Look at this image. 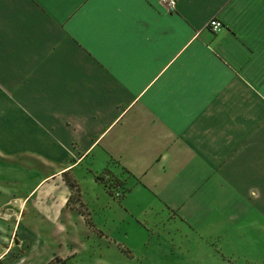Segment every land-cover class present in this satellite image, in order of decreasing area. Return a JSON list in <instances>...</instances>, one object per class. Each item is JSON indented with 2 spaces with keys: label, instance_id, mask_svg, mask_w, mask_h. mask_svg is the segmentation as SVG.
Returning <instances> with one entry per match:
<instances>
[{
  "label": "crops",
  "instance_id": "0c3cea01",
  "mask_svg": "<svg viewBox=\"0 0 264 264\" xmlns=\"http://www.w3.org/2000/svg\"><path fill=\"white\" fill-rule=\"evenodd\" d=\"M14 155L46 172L5 193L3 217L30 202L58 236L70 176L90 230L104 234L86 195L176 263L242 262L238 243L264 238V0H0V156ZM106 169L120 201L95 179ZM25 233L35 264L49 240Z\"/></svg>",
  "mask_w": 264,
  "mask_h": 264
},
{
  "label": "rangeland",
  "instance_id": "374dc122",
  "mask_svg": "<svg viewBox=\"0 0 264 264\" xmlns=\"http://www.w3.org/2000/svg\"><path fill=\"white\" fill-rule=\"evenodd\" d=\"M7 159L9 158L0 156V202L5 193L25 192V186L32 184L36 178L46 172L36 162L20 155L12 156L10 162H7ZM66 177L73 180L70 176ZM84 186L86 192L88 191L91 195L94 193L88 184ZM126 188L129 189L124 186L123 189L113 190L112 196L120 201L127 192ZM85 198L91 202L88 208L94 224L105 235L95 226L92 231L84 225V221L79 216L80 213H88L87 206L75 191L69 198L68 207L71 210L67 211L74 218L63 217L60 220L59 227L57 225L56 228L61 233L56 237L54 235L56 232H51V224L43 221L38 212L30 214L36 208L34 204L26 202L21 221H18L16 217L8 219L0 214V264H27L24 256L30 251L31 237L25 232L29 230H37L51 244L46 246V250L40 254L39 259L35 260V264H179L175 261L182 258L179 252L170 253L165 250L161 252L160 249L165 248V245L159 247L158 244L146 248L140 242L146 238L145 235H140L135 228L132 229L127 225L120 227L118 223L124 218L123 212L120 213L117 208L115 211L102 210V205L97 206L103 202L102 197L93 199V202L88 199L89 195ZM6 202L0 203V211ZM45 205L49 204L45 203ZM24 216L27 217L24 218ZM124 228L127 229L128 235H124ZM223 231L226 232L225 234H230L229 227L223 228ZM38 244L37 242V248L40 247ZM237 246L240 251L234 248L229 235L222 236V252L228 253L232 251V248L235 249L242 256L240 258L242 262L238 264H246L245 255L253 258L254 262L251 264H257L259 261H263L264 264V238L262 236L253 235V239L247 246L239 243ZM48 250L49 252L55 250L57 257L44 263L49 256V253H46Z\"/></svg>",
  "mask_w": 264,
  "mask_h": 264
},
{
  "label": "trees",
  "instance_id": "16d2710c",
  "mask_svg": "<svg viewBox=\"0 0 264 264\" xmlns=\"http://www.w3.org/2000/svg\"><path fill=\"white\" fill-rule=\"evenodd\" d=\"M95 179H96L97 182H99L100 184H102L107 189V191H108V193L110 195H113V192L115 190H119L121 188L123 189V187H124V182L123 181H120L117 177L113 176L111 174V171L109 169H106L100 175H96L95 176ZM65 182H66L67 186L70 188V190L72 192H74V191L77 192L78 196L81 197L80 189L77 186V184L75 183V181H73L70 178H68V177L65 176ZM78 201H80V200H78ZM69 202L70 201H68V203ZM83 215L86 217V214L85 213H83ZM86 222L88 223V225H91V221L89 219H87V218H86Z\"/></svg>",
  "mask_w": 264,
  "mask_h": 264
},
{
  "label": "built area",
  "instance_id": "2783aa9c",
  "mask_svg": "<svg viewBox=\"0 0 264 264\" xmlns=\"http://www.w3.org/2000/svg\"><path fill=\"white\" fill-rule=\"evenodd\" d=\"M162 4L167 8V10L174 12L177 7V0H161ZM208 27L213 32H218L222 29L223 25L216 19H211L208 23Z\"/></svg>",
  "mask_w": 264,
  "mask_h": 264
},
{
  "label": "bare ground",
  "instance_id": "6f19581e",
  "mask_svg": "<svg viewBox=\"0 0 264 264\" xmlns=\"http://www.w3.org/2000/svg\"><path fill=\"white\" fill-rule=\"evenodd\" d=\"M9 213V212H8Z\"/></svg>",
  "mask_w": 264,
  "mask_h": 264
}]
</instances>
